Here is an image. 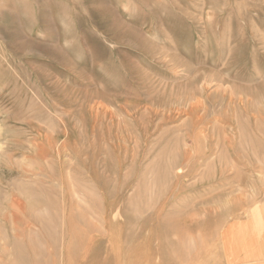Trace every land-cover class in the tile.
<instances>
[{
  "label": "rangeland",
  "instance_id": "rangeland-1",
  "mask_svg": "<svg viewBox=\"0 0 264 264\" xmlns=\"http://www.w3.org/2000/svg\"><path fill=\"white\" fill-rule=\"evenodd\" d=\"M263 239L264 0H0V264Z\"/></svg>",
  "mask_w": 264,
  "mask_h": 264
},
{
  "label": "bare ground",
  "instance_id": "bare-ground-1",
  "mask_svg": "<svg viewBox=\"0 0 264 264\" xmlns=\"http://www.w3.org/2000/svg\"><path fill=\"white\" fill-rule=\"evenodd\" d=\"M12 200H13V199H12ZM263 240H264V239H263ZM251 256H252V255H251ZM242 257H243V256H242ZM242 257H241V259H242ZM247 257H248V256H247ZM236 258H237V257H236ZM242 260H243V259H242ZM242 260H241V261H242ZM237 262H238V260H237ZM247 262H248V261H245L243 264H247ZM239 263H241V262H239ZM248 264H251V263H248ZM252 264H255V263L253 262Z\"/></svg>",
  "mask_w": 264,
  "mask_h": 264
}]
</instances>
